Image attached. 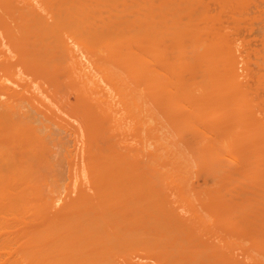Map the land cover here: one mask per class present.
Segmentation results:
<instances>
[{
	"label": "bare ground",
	"instance_id": "6f19581e",
	"mask_svg": "<svg viewBox=\"0 0 264 264\" xmlns=\"http://www.w3.org/2000/svg\"><path fill=\"white\" fill-rule=\"evenodd\" d=\"M255 1L0 0V264H264Z\"/></svg>",
	"mask_w": 264,
	"mask_h": 264
},
{
	"label": "rangeland",
	"instance_id": "374dc122",
	"mask_svg": "<svg viewBox=\"0 0 264 264\" xmlns=\"http://www.w3.org/2000/svg\"><path fill=\"white\" fill-rule=\"evenodd\" d=\"M258 1H259V0H258ZM260 1H262V0H260ZM260 1H259V2H260ZM255 2H257V1H255ZM255 2H254V4H255ZM260 3H261V2H260ZM260 3L257 2V3H256V6H257V5L259 6ZM251 4H252V2H251ZM254 4H253V6L255 7ZM261 5H262V4H261ZM261 5H260V6H261ZM253 6L250 5L251 8H249V9L252 10V9L254 8ZM258 6L255 7V8H258ZM260 6H259V7H260ZM262 8H263V7H262ZM262 8L260 7L259 9L261 10ZM259 9H258V12H257V13L260 14V12H259L260 10H259ZM248 11H249V10H248ZM253 11H255V9H254ZM256 11H257V9H256ZM256 11H255V12H256ZM262 11L264 12V8L262 9ZM249 12H250V11H249ZM257 13H255V15H256ZM251 14H253V12H252ZM262 14H264V13H262ZM253 15H254V14H253ZM257 15H258V14H257ZM258 16H259V15H258ZM260 16H261V15H260ZM260 16H259V17H260ZM247 17H248V18L242 19V21L245 20V21H243V23H245L247 19H248V21H249V19H250V20L252 21V24L250 25V28H252V29H251L252 31H251V30H246V27H248V24H244V28H245V30H244V28H243L242 25H241L242 27L239 25L241 28H239V27L237 28V30H238V29H239V30H238V32H236V34H235L234 36H236V35L239 34L238 37H240L241 39H244V40L247 39L246 37H248L249 35H250V36L253 35V37H252V36H251V37L249 36V37H248V41H247V43L244 41V44H243V43H242L243 40L239 42V39H240V38L238 39V38H236V37H237V36H236V37H235V38H236V42L242 43L243 45H245V44L247 45V44H248L247 46H250V45H251V46H253V47H257V49H258V48H260V45H261V44H260V43H261V39H262L263 36H264V34L261 35L262 32H263L262 30H264V27H263V26H264V22H260V21H263L264 18H263V16H262V17H261L262 20H261V19H260V20L258 19V21H259V22H258V21H257V18H256V19L253 18V19L255 20V21H254L253 19H251L250 16H247ZM256 17H257V16H256ZM259 17H258V18H259ZM226 21H227V19H226ZM240 21H241V20H240ZM240 21H238V22L241 23L242 21H241V22H240ZM248 21H247V23H248ZM223 22L225 23V21H223ZM224 23H223V24H224ZM227 23H228V22H227ZM261 23H262V27H260V26H261ZM229 24H233L232 21H230ZM229 24H228V25H229ZM249 24H250V22H249ZM253 24H254V25H253ZM225 25H226V23H225ZM246 25H247V26H246ZM252 25H253L254 28L252 27ZM256 25H257V26H256ZM226 26H227V25H226ZM229 26H230V25H229ZM245 26H246V27H245ZM230 27H231V26H230ZM258 27H259V28H258ZM262 28H263V29H262ZM240 29H241V30H240ZM254 29H255V30H254ZM260 29H262V30H260ZM237 30H236V31H237ZM243 30H244V32H243ZM259 30L262 31V32H260ZM241 31H242V33H241ZM245 31H246V32H245ZM248 31H249L250 33H249ZM257 31H258L259 33H258ZM253 32H254V33H253ZM242 34H243V35H242ZM244 35H245V36H244ZM260 35L262 36V38L260 37L261 39L259 38ZM254 37H255V39H254ZM257 37H258V38H257ZM249 38H250V39H249ZM251 38H252V39H251ZM256 39H257V40H256ZM263 39H264V38H263ZM257 41H258V42H257ZM249 42H250V43H249ZM255 42H256V43H255ZM259 42H260V43H259ZM262 42H264V41H262ZM239 43H237V46H240V45H241V44H239ZM238 44H239V45H238ZM253 44H254V45H253ZM243 45H242V47L240 46V49H241V50H237L238 52H239V51H244V52H242V54H244L246 48H248L246 45H245L244 48H243ZM258 46H259V47H258ZM253 47H252V48H253ZM261 47H262V46H261ZM238 48H239V47H238ZM243 49H244V50H243ZM249 49H251V47H249L247 50H249ZM247 50H246V52H247ZM237 51H236V52H237ZM253 51H254V50H253ZM253 51H252V52H253ZM249 52H250V53H248V54L245 53V54H247V55L249 56V54H251V51H249ZM237 54H238V53H237ZM251 55H252V54H251ZM251 55H250L249 59L251 58V61H252V59H253L252 57H254V56L251 57ZM243 56H244V55H243ZM239 57H242V56H239ZM245 58H246V56H245ZM241 59H242V58H240L239 61H241ZM244 60H245V59H244ZM254 60H255V59H254ZM242 61H243V59H242ZM242 61H241V62H242ZM241 62H239L238 64H240ZM252 62H253V61H252ZM249 63H250V64H249ZM249 63H248V64L251 66V62H250V61H249ZM243 64H244V62H243ZM252 64H253V66H254V64H255L254 69H257V67H256V64H257V63L254 62V63H252ZM241 65H242V63H241ZM239 66H240V65H239ZM239 66H238L239 70H241L242 73H244L243 70H242ZM242 66H243V65H242ZM243 67H244V66H243ZM255 67H256V68H255ZM258 68H259V67H258ZM251 69H253V67H252ZM260 69L262 70V68H259V70H258V69H257V70L260 71ZM241 71H239V72H241ZM249 71H251V70H249ZM252 71L255 72L254 70H252ZM248 73H249V75H250V73H252V72H248ZM248 73H247V74H248ZM252 74H253V73H252ZM255 74H256V73H255ZM245 75H246V74H245ZM241 76H242V75H241ZM251 76H252V75H251ZM251 76H249V77H251ZM253 76H254V74H253ZM253 76H252V77H253ZM246 77H247V75H246ZM246 77H245V76H244V77L242 76V78H246ZM252 77H251V79H252ZM240 78H241V77H240ZM247 78H248V77H247ZM248 79H249V78H248ZM249 81H250V79H249ZM247 82H248V81H247ZM260 91H261V90H260ZM261 113H262V112H261ZM261 113L258 114V115L260 116ZM262 114H263V113H262ZM261 117H262V116H261ZM263 122H264V121H263ZM193 181H194V183H198V184L205 185L206 183H210V182H211V177L202 173V174H199V175L193 177L192 182H193Z\"/></svg>",
	"mask_w": 264,
	"mask_h": 264
}]
</instances>
